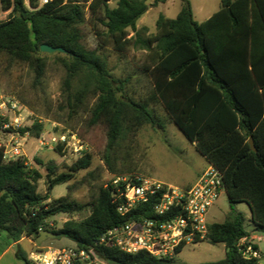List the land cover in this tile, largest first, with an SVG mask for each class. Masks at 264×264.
<instances>
[{"label":"trees","instance_id":"16d2710c","mask_svg":"<svg viewBox=\"0 0 264 264\" xmlns=\"http://www.w3.org/2000/svg\"><path fill=\"white\" fill-rule=\"evenodd\" d=\"M167 1L156 0V4ZM87 2L48 0L42 5L41 0H0V13L10 11L8 19L0 21V52L27 64L34 72L33 86L40 88L46 76L41 45L66 51L56 53L64 57L63 93L70 115L87 112L88 127H105L103 161L113 173L127 122L135 137L146 125L164 131L169 123L176 124L223 174L231 207L224 222L209 224L203 240L224 244L225 257L202 264H261L257 244L252 245L259 257L244 254L240 242L250 232L245 215L234 206L246 203L254 231L264 232V0H222L219 10L201 23L194 18L191 2L182 0L176 18L159 16L154 34L147 27H138L150 8L149 0ZM87 13L99 41L97 49H89L84 42ZM111 48L118 53L145 52L146 94L134 97L137 92L129 86L131 77L114 76L105 53ZM91 98L95 102L89 107ZM8 124L9 118L0 116V133L16 131L38 138L44 130L38 120L32 126L4 129ZM63 147H56V152L62 154ZM36 160L47 171L46 194L39 192L43 178L39 169L29 166L26 158L6 161L0 150V232L14 242L23 237L36 242L40 227L48 225L52 217L90 207V214L82 220L70 219L60 229H45L81 247H94L116 264H176L175 257L158 259L144 252L128 254L98 245L106 231L127 220L157 218V196L124 216L114 201L117 188L113 181L96 185L90 203L70 196L51 199L50 191L88 170L93 156L85 153L62 173L53 162ZM16 257L31 264L20 249Z\"/></svg>","mask_w":264,"mask_h":264},{"label":"rangeland","instance_id":"374dc122","mask_svg":"<svg viewBox=\"0 0 264 264\" xmlns=\"http://www.w3.org/2000/svg\"><path fill=\"white\" fill-rule=\"evenodd\" d=\"M88 1L90 0H80ZM193 7L194 18L201 23L219 10L222 0H189ZM115 6V2H111ZM150 8L138 21V27H147L149 34L156 33V22L160 15L167 18H176L182 7V0H168L166 3H157L149 0ZM10 11L0 13V21L9 17ZM84 42L89 49H97L99 41L95 35L93 25L90 22V13H87V22L83 26ZM133 35V32H132ZM108 56V65L111 72L117 78L131 77L130 88L137 93L133 96L139 98L146 94L148 79L142 71L145 52L131 49L126 53H118L112 48L105 52ZM46 61V76L43 86H33L34 72L27 64L15 62L5 53L0 52V105L4 102L5 108L1 109V115L9 118L8 128H23L32 126L38 120L44 124V130L40 137L34 138L29 134L19 135L23 146L24 157L29 166L35 167L43 174L39 181V192L47 193V171L39 165L36 159L45 164L53 162L58 166V173L67 172L68 167L75 163L85 153L93 156L92 166L81 171L73 180L66 184L55 186L49 195L51 199L70 196L81 203H90L93 199L94 187L102 183H109L114 179H131L133 176L152 177L164 182L183 186L192 183V179L199 170L207 166V161L198 152L196 146L191 143L180 128L169 123L166 130H157L150 125L144 126L135 137L130 133V122L121 148L117 152L115 172H111L103 161L106 148V129L102 125L88 127L87 112H80L71 116L63 93L66 68L63 64V56L57 53H44ZM95 102V98L89 100V107ZM11 103H16L18 109L11 111ZM18 117V123L15 118ZM18 132L0 133V149ZM66 137L63 153L56 152V147L62 145L59 138ZM57 139V142H53ZM14 140L12 141V143ZM201 173V172H199ZM198 173V174H199ZM200 175V174H199ZM235 210L242 212L246 218V228L254 231V225L250 222L251 210L246 203H238ZM231 207L227 193L224 191L215 206L210 210L208 219L210 223L224 222L230 215ZM90 214V207L80 213L58 214L50 220L54 228L60 229L70 219L82 220ZM255 232V231H254ZM259 239L256 242L260 246L261 264H264V232L256 231ZM74 241L61 236L49 239L42 245L56 247L71 246ZM12 246L4 255L1 264H26L24 260L16 257L20 249L26 258L34 250L33 240L23 238L14 242L6 232H0V255L6 248ZM225 257L224 244H213L202 241L198 244L188 245L175 256L176 264H202L204 262L219 261ZM105 264H116L104 260Z\"/></svg>","mask_w":264,"mask_h":264},{"label":"built area","instance_id":"2783aa9c","mask_svg":"<svg viewBox=\"0 0 264 264\" xmlns=\"http://www.w3.org/2000/svg\"><path fill=\"white\" fill-rule=\"evenodd\" d=\"M47 2L48 0H41L42 5ZM5 107L3 102L0 105V115L1 109ZM17 109L18 105L11 103L10 110ZM19 120L21 118H15L16 123ZM19 135H12L8 144L0 149L6 161L25 158L20 142L22 137ZM53 142H57V139H53ZM59 142L65 145L66 137L59 138ZM113 184L117 188L114 201L121 215H126L157 196L154 210L158 217L127 220L106 231L100 237L98 245L116 248L128 254L144 252L158 259H171L176 256L179 248L206 239L210 210L225 191L223 174L212 164L188 188L140 175L131 179H114ZM47 224L40 227V232L46 230L45 226L54 228L50 219ZM240 244L246 256L259 257V252L253 248L254 243L249 237H244ZM33 245L35 248L28 258L31 264H105L106 260L96 248L81 247L76 242L63 247L37 242H33Z\"/></svg>","mask_w":264,"mask_h":264},{"label":"water","instance_id":"95a60500","mask_svg":"<svg viewBox=\"0 0 264 264\" xmlns=\"http://www.w3.org/2000/svg\"><path fill=\"white\" fill-rule=\"evenodd\" d=\"M41 52H44V53H56V52L66 53V51L63 48L53 47V46L48 45V44L41 45ZM249 143H250L253 151H256L253 139H250ZM59 237H61V234H59V233H55V232L50 231V230H43L40 232L39 236L37 237L36 242H37V244H42L49 239H56Z\"/></svg>","mask_w":264,"mask_h":264},{"label":"crops","instance_id":"0c3cea01","mask_svg":"<svg viewBox=\"0 0 264 264\" xmlns=\"http://www.w3.org/2000/svg\"><path fill=\"white\" fill-rule=\"evenodd\" d=\"M217 12V11H216ZM213 15V14H212ZM211 15V16H212ZM210 16V17H211ZM209 19V18H208ZM195 145V144H194ZM205 159V158H204ZM206 160V159H205ZM207 161V160H206ZM210 166V163H208L207 162V166L206 167H204V168H202L201 170H199L198 172H197V174L194 176V178L192 179V183L190 184V183H186L187 185H183V186H181V187H184V188H188V187H190V186H192L198 179H199V177L202 175V173L208 168ZM199 172H201V173H199ZM200 175H199V174ZM167 183V182H166ZM250 232V237H249V239L254 243V244H257L258 245V247H259V249H260V246H259V244L256 242V240L257 239H259V237H258V235L256 234V231L254 232V231H249ZM23 238H26V237H23ZM22 238V239H23ZM27 239H29V238H27ZM30 240V239H29ZM20 241V240H19ZM16 243V242H15ZM12 246H9L8 248H6L5 250H4V252L0 255V264L2 263V258L4 257V255L6 254V253H8L9 251H10V248H11Z\"/></svg>","mask_w":264,"mask_h":264}]
</instances>
